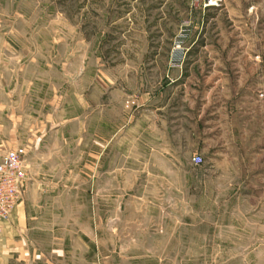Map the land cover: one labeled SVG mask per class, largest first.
<instances>
[{"label":"rangeland","instance_id":"obj_1","mask_svg":"<svg viewBox=\"0 0 264 264\" xmlns=\"http://www.w3.org/2000/svg\"><path fill=\"white\" fill-rule=\"evenodd\" d=\"M204 2L0 0L10 264H264V0ZM170 67L171 128L140 146Z\"/></svg>","mask_w":264,"mask_h":264},{"label":"crops","instance_id":"obj_2","mask_svg":"<svg viewBox=\"0 0 264 264\" xmlns=\"http://www.w3.org/2000/svg\"><path fill=\"white\" fill-rule=\"evenodd\" d=\"M187 76H183L177 68H168L164 74V81L154 84L152 90L140 94L139 97V145L159 147V139L164 131L171 128L172 113L175 105L177 87H185ZM180 85V86H179ZM182 87V88H183ZM185 92V89L181 90ZM182 93V92H181ZM208 136V135H206ZM149 139V140H148ZM153 139V141H150ZM4 224L1 225V228ZM3 229L0 230V235ZM0 236V264H10L6 255L9 247L2 242Z\"/></svg>","mask_w":264,"mask_h":264},{"label":"built area","instance_id":"obj_3","mask_svg":"<svg viewBox=\"0 0 264 264\" xmlns=\"http://www.w3.org/2000/svg\"><path fill=\"white\" fill-rule=\"evenodd\" d=\"M217 5L218 0L204 2L205 7ZM192 161L194 164H200L202 159L195 155ZM26 177L27 167L18 152L14 150L0 152V230L21 199Z\"/></svg>","mask_w":264,"mask_h":264}]
</instances>
